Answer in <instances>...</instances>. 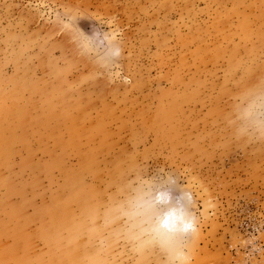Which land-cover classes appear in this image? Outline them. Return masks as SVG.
I'll use <instances>...</instances> for the list:
<instances>
[{"label": "rangeland", "instance_id": "rangeland-1", "mask_svg": "<svg viewBox=\"0 0 264 264\" xmlns=\"http://www.w3.org/2000/svg\"><path fill=\"white\" fill-rule=\"evenodd\" d=\"M66 9L88 34L115 18L130 83L78 53ZM261 81L264 0H0V264H165L135 246L161 167L192 185V264H264V141L230 119Z\"/></svg>", "mask_w": 264, "mask_h": 264}, {"label": "clouds", "instance_id": "clouds-1", "mask_svg": "<svg viewBox=\"0 0 264 264\" xmlns=\"http://www.w3.org/2000/svg\"><path fill=\"white\" fill-rule=\"evenodd\" d=\"M84 14L77 9H66L58 15L61 28L68 32L78 53L91 60L101 73L111 80L122 79L120 60L124 55L121 44V30L115 18L96 19L98 27L91 34L85 33L78 21ZM106 29V30H105ZM231 123L237 139L264 141V81L245 90L238 98L231 114ZM185 183H181V179ZM146 189L139 202L141 224H146L135 237L138 250L155 248L165 258V264H192L194 246L200 235L201 217L195 211V195L192 185L174 170L161 167L141 180ZM147 233L149 239L140 240ZM248 244L257 251L255 239Z\"/></svg>", "mask_w": 264, "mask_h": 264}]
</instances>
